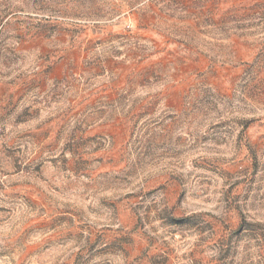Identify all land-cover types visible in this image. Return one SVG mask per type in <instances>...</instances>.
<instances>
[{
	"label": "rangeland",
	"instance_id": "374dc122",
	"mask_svg": "<svg viewBox=\"0 0 264 264\" xmlns=\"http://www.w3.org/2000/svg\"><path fill=\"white\" fill-rule=\"evenodd\" d=\"M0 264H264V0H0Z\"/></svg>",
	"mask_w": 264,
	"mask_h": 264
}]
</instances>
